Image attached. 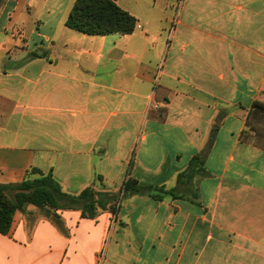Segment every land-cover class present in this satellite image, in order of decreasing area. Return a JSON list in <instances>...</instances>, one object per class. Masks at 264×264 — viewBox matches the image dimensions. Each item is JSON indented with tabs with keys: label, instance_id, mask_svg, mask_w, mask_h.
<instances>
[{
	"label": "crops",
	"instance_id": "crops-1",
	"mask_svg": "<svg viewBox=\"0 0 264 264\" xmlns=\"http://www.w3.org/2000/svg\"><path fill=\"white\" fill-rule=\"evenodd\" d=\"M114 1L133 33L67 28L75 0H0V184L35 168L69 195L122 194L94 218L17 210L0 264H264V145L242 139L264 0ZM195 156L189 196L121 191L173 189Z\"/></svg>",
	"mask_w": 264,
	"mask_h": 264
},
{
	"label": "trees",
	"instance_id": "trees-1",
	"mask_svg": "<svg viewBox=\"0 0 264 264\" xmlns=\"http://www.w3.org/2000/svg\"><path fill=\"white\" fill-rule=\"evenodd\" d=\"M136 25L137 19L118 6L114 0H75L65 22L67 28L89 36H106L114 33L128 35L134 32ZM254 122L264 123L262 102L252 103L247 116V130L242 139L248 140L251 136L254 144L263 146L264 133L258 130ZM203 172V158L195 156L190 162L188 171L178 175L177 183L191 180L196 174L200 175ZM121 191L124 193L148 191L149 196L155 200H162L165 194H170L173 198H183L164 187L154 189L155 193L152 194L151 190L140 187L134 179H128L122 185ZM197 197L196 193H192L191 199L195 200ZM28 205L40 208L47 216L52 214V210L75 207L81 210L83 217L94 218L99 210H106L108 205L114 213L117 203L112 205L99 199L93 186L87 187L77 196L69 195L63 192L60 184L50 173L44 174L32 168L21 183L0 184V234L6 235L9 232L14 213Z\"/></svg>",
	"mask_w": 264,
	"mask_h": 264
},
{
	"label": "rangeland",
	"instance_id": "rangeland-1",
	"mask_svg": "<svg viewBox=\"0 0 264 264\" xmlns=\"http://www.w3.org/2000/svg\"><path fill=\"white\" fill-rule=\"evenodd\" d=\"M254 124L259 127V129L261 131H263L264 133V123L262 122H257ZM38 175H35V177H37ZM195 177V176H194ZM194 177L193 179L191 180H183L182 183L180 184H177V186L173 189H170V190H173V193L175 195H182V196H189V192H191V189L194 187ZM98 193V192H97ZM122 194L117 192V193H98V198L103 200L104 202H109V203H112V205H114L115 203L118 204V202L120 200H122L121 198ZM120 203V202H119Z\"/></svg>",
	"mask_w": 264,
	"mask_h": 264
},
{
	"label": "built area",
	"instance_id": "built-area-1",
	"mask_svg": "<svg viewBox=\"0 0 264 264\" xmlns=\"http://www.w3.org/2000/svg\"><path fill=\"white\" fill-rule=\"evenodd\" d=\"M174 22H175V21H174ZM153 107H154V108H157V105L155 104V105H153Z\"/></svg>",
	"mask_w": 264,
	"mask_h": 264
}]
</instances>
